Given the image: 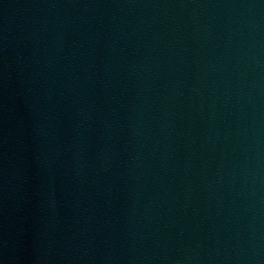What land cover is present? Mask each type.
<instances>
[{
    "label": "water",
    "instance_id": "1",
    "mask_svg": "<svg viewBox=\"0 0 264 264\" xmlns=\"http://www.w3.org/2000/svg\"><path fill=\"white\" fill-rule=\"evenodd\" d=\"M0 264H264V0H0Z\"/></svg>",
    "mask_w": 264,
    "mask_h": 264
}]
</instances>
